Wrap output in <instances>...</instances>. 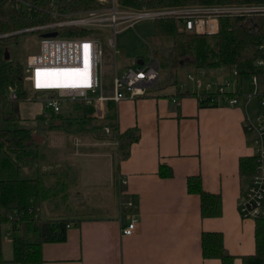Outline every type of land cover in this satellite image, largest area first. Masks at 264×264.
Masks as SVG:
<instances>
[{"label": "crops", "instance_id": "crops-1", "mask_svg": "<svg viewBox=\"0 0 264 264\" xmlns=\"http://www.w3.org/2000/svg\"><path fill=\"white\" fill-rule=\"evenodd\" d=\"M239 91L234 106L219 101L215 107L199 108L195 97L173 102L176 87L166 84L159 88L157 83L148 96L115 104L119 132L135 128L138 140L125 157L114 136L113 156L86 154L116 157L108 182L115 188L113 204L101 206L102 216H67L72 221L65 240L43 244L42 261L35 264H220L217 259L202 258L201 231L221 232L224 248L235 256L233 264H241V256L253 254L255 221L242 219L237 209L241 189L238 160L253 155L254 149L253 133L243 128V120L258 116L264 120V105L253 90ZM159 162L171 169V177L158 175ZM196 174L201 176L204 190L220 194L221 216L201 218L198 196L189 194L185 183L187 176ZM91 179L97 185L107 181H101L95 171ZM248 181L249 177L245 183ZM119 183L124 185L122 191ZM82 184L92 185L86 181L76 188ZM45 211L47 217L64 218L51 214L48 207ZM134 215L137 222L132 234L122 235L121 227ZM3 238L0 253L4 261L0 264H19L10 261L8 230Z\"/></svg>", "mask_w": 264, "mask_h": 264}, {"label": "trees", "instance_id": "trees-1", "mask_svg": "<svg viewBox=\"0 0 264 264\" xmlns=\"http://www.w3.org/2000/svg\"><path fill=\"white\" fill-rule=\"evenodd\" d=\"M124 6L137 10H158L187 5H263L264 0H117ZM97 0H0V228L7 226L12 258L11 262L35 264L42 261L41 247L45 243H59L66 238V231L72 220L66 218L41 217L43 202L57 197L61 166L52 168L46 155L38 149V143L30 127L22 125L19 105L28 99L25 81V68L11 57L7 44L28 29L51 22L53 13H73L98 8ZM57 36H83V29H57ZM39 33L40 31H28ZM170 40L163 46V40ZM150 54L159 67L169 70L167 85L176 87L175 100L195 97L199 108L215 107L212 102L218 94L212 90H193L180 88L176 80L177 70L225 68L235 77L255 75L257 78L256 97L264 99V14L252 12L248 15H223L218 18V30L213 35L196 34L182 30L180 20L175 15H163L153 20L150 37ZM165 50V53L163 52ZM106 66L112 64L108 50L103 48ZM105 77L108 74L105 72ZM239 85V83H238ZM14 97L10 98L9 94ZM35 95V94H34ZM227 96H239L238 92H227ZM36 96V95H35ZM64 112L54 113L43 107L35 119L57 118L62 123L74 127L77 132H87L83 124L99 121L93 114V103L82 100L66 102ZM62 107V109H63ZM66 111V112H65ZM100 126L108 127L118 141L122 157L127 155L130 145L138 140L137 129L129 128L119 132L116 122L115 104L106 103ZM256 160L253 155L240 157L238 174L241 183L255 171ZM46 166V167H45ZM50 168V169H48ZM48 169V170H46ZM58 172L56 173V170ZM53 175V179L51 178ZM161 178L172 176L171 169L163 162L158 164ZM51 178V179H50ZM186 190L199 199L201 218H216L222 214V200L218 193L203 189L201 176L189 175L185 179ZM124 185L119 183L122 191ZM63 199V196L61 197ZM254 252L240 257L241 264H264V214L254 220ZM201 256L204 259H217L220 264H233L235 256L224 248L223 235L216 231H201ZM4 261L0 253V262Z\"/></svg>", "mask_w": 264, "mask_h": 264}, {"label": "built area", "instance_id": "built-area-1", "mask_svg": "<svg viewBox=\"0 0 264 264\" xmlns=\"http://www.w3.org/2000/svg\"><path fill=\"white\" fill-rule=\"evenodd\" d=\"M100 6L95 9L78 11L73 13L58 14L53 13L54 20L33 28L28 31H40L41 34L57 32L62 28L83 29L87 34L77 36H40L38 51L27 56L25 68V81L27 89L34 94L42 92L41 96L43 107L58 113L66 102L82 100L86 103H93L94 116L102 119L106 103L108 101L117 104L122 100H134L136 98L149 95L150 89L156 87L158 83L159 65L155 59L150 58L148 62L142 60L138 65L134 61L133 66H127L122 71H117L114 63V72L109 80L104 78L103 69V46L94 36L93 31L102 27L113 29L116 33L119 26L132 27L135 23L145 19L154 20L163 15H175L180 20V28L196 34L213 35L218 30V18L223 15H248L252 12L264 14L263 5H187L176 8H164L158 10L133 9L120 5L117 0H97ZM111 46V39L107 40ZM87 45V48H85ZM264 50V44L259 46ZM257 65H264L261 60L256 61ZM87 65V79L78 76L73 79V75L59 74L58 70H83ZM40 73L39 77L37 73ZM56 71L61 79L60 87H51L49 73ZM235 76V71L231 72ZM71 79V80H70ZM187 79L194 81L195 90H212L218 94L212 102H225L226 105L234 106L237 104V96H227V92H238L240 86L237 80L231 86L230 81L223 83L201 84L195 81L192 76ZM39 80V83H38ZM73 80V81H72ZM67 81V82H63ZM253 92H257V78L251 76ZM180 88L186 85L180 84ZM33 94V95H34ZM251 95H248L249 98ZM10 98L14 95L11 92ZM172 101H176L172 99ZM264 105V99L261 100ZM42 107V109H43ZM243 128L253 133V156L256 160L255 171L249 177L243 190L237 199V209L242 219L255 220L264 214V120L261 117H245ZM103 133L112 136L108 127H103ZM114 138V137H113ZM115 145L117 142H115ZM75 145L79 143L74 141ZM128 207L132 202L127 203ZM137 218L132 216L127 225L121 227V234L129 236L132 234L136 225Z\"/></svg>", "mask_w": 264, "mask_h": 264}, {"label": "rangeland", "instance_id": "rangeland-1", "mask_svg": "<svg viewBox=\"0 0 264 264\" xmlns=\"http://www.w3.org/2000/svg\"><path fill=\"white\" fill-rule=\"evenodd\" d=\"M152 29L153 20L145 19L135 23L132 27L123 28L119 26L116 33L113 32V29L107 27L93 31L94 36L100 41L103 48L109 51L110 58H112V64L108 66H106L103 58L102 67L104 72L108 74L107 79L110 80L113 76L114 63L117 71H122L125 66H133V62L136 60L148 62L150 49L152 48V43L150 42ZM26 32L7 44V50L11 57L24 66L27 56L38 51L39 39L42 33ZM108 39H111V46L107 43ZM169 43L170 40L167 39L163 40L161 44L168 46ZM163 52L165 53V50ZM158 71V84L159 88H161L166 85L170 73L168 69L162 67H159ZM187 76H192L195 81H199L201 84L223 83L228 80L233 86L237 80L243 94L253 90L249 76L244 75L238 79L225 68L178 69L177 82L186 85L190 91H193L195 89L194 81L188 80ZM104 78L106 79L105 76ZM33 94V92L28 91V100L21 103L19 107L20 113L24 118H22L21 124L32 129L33 136L38 143V150L46 155L45 163L52 168L58 167L59 169V166H61L63 171H65L59 174V187L55 190L57 197L53 199L51 197L49 202L41 204V217H47V212L45 211L47 207L50 208L49 212L54 214V216L61 215L64 218L75 214L90 217L102 216L105 212L101 206H111L113 204L112 195L115 188L111 189L108 182L110 181L111 163L116 160V157L112 159L107 155L99 157L88 155L93 152H99L113 156L116 146L113 136L105 135L101 128L98 129L96 127L100 126L101 119L83 124L84 127H87V132H77L74 127L62 123L57 118L48 116L45 119H35L36 116L40 115L37 113L41 112L43 107L41 100L43 93L38 92L35 94L36 96ZM64 110L65 107L60 112H64ZM33 116L34 118H31ZM75 139L79 143L78 145L74 144ZM108 144L111 146H107ZM94 171L98 172V178L101 181L105 178L107 181L105 183L103 181L99 182L97 185L95 180L91 179ZM51 178L53 179V175H51ZM86 181H90L91 187H85L82 184L79 189L76 188L77 184L79 185V183H85ZM77 190L82 192L84 199L80 198L81 194ZM62 196L63 199L61 198ZM6 230V225L0 228L1 244H3ZM7 250H11L9 245Z\"/></svg>", "mask_w": 264, "mask_h": 264}, {"label": "snow or ice", "instance_id": "snow-or-ice-1", "mask_svg": "<svg viewBox=\"0 0 264 264\" xmlns=\"http://www.w3.org/2000/svg\"><path fill=\"white\" fill-rule=\"evenodd\" d=\"M85 48H87V45H85ZM59 74H64V75H70V74H75L78 76L83 77L85 80L87 79V65L83 70L80 69H72V70H58ZM38 77L40 75L39 71L37 73ZM39 83V80H38Z\"/></svg>", "mask_w": 264, "mask_h": 264}, {"label": "bare ground", "instance_id": "bare-ground-1", "mask_svg": "<svg viewBox=\"0 0 264 264\" xmlns=\"http://www.w3.org/2000/svg\"><path fill=\"white\" fill-rule=\"evenodd\" d=\"M48 77L50 79H49V81H46V82L48 83L49 86H51V87H60L61 86L62 82H61L60 77L56 73V71H54L53 73L52 72L49 73ZM77 78H78L77 75H73V79H77ZM63 82H67V81H63Z\"/></svg>", "mask_w": 264, "mask_h": 264}, {"label": "water", "instance_id": "water-1", "mask_svg": "<svg viewBox=\"0 0 264 264\" xmlns=\"http://www.w3.org/2000/svg\"><path fill=\"white\" fill-rule=\"evenodd\" d=\"M56 35H57V32H55V31L41 34V36H43V37H54ZM142 63H143L142 60L137 61L138 65H141Z\"/></svg>", "mask_w": 264, "mask_h": 264}]
</instances>
